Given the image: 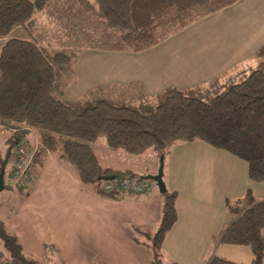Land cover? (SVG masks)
I'll list each match as a JSON object with an SVG mask.
<instances>
[{"label": "trees", "instance_id": "trees-1", "mask_svg": "<svg viewBox=\"0 0 264 264\" xmlns=\"http://www.w3.org/2000/svg\"><path fill=\"white\" fill-rule=\"evenodd\" d=\"M68 1L99 34L110 37L108 42L117 39L127 49L141 52L239 0ZM48 3L0 0V128L14 130L11 144L29 142L32 130L37 131L41 147L33 159L36 166L43 164L47 152L57 153L85 187L116 198L118 190L104 188L108 178L144 175L105 167L94 147L100 138L130 154L153 149L159 157L176 141L199 140L245 161L250 179L264 182V44L245 62L191 88L168 87L150 96L137 85L95 86L78 99L65 100V89L75 77L76 50L54 48L34 37L4 40L18 26L28 32L36 28ZM8 156H0L4 182ZM6 188L11 186L5 182ZM251 192L229 202L231 218L218 242L247 246L253 253L250 264H264V198ZM178 196L170 189L162 194L157 229L134 227V241L152 249L153 264H164V242L179 218ZM0 238L7 252L0 255V264H46L25 250L1 210ZM208 264L243 263L213 254Z\"/></svg>", "mask_w": 264, "mask_h": 264}, {"label": "crops", "instance_id": "crops-1", "mask_svg": "<svg viewBox=\"0 0 264 264\" xmlns=\"http://www.w3.org/2000/svg\"><path fill=\"white\" fill-rule=\"evenodd\" d=\"M233 8L245 17L241 37H232L239 24L232 26L222 20V13ZM263 44L264 0H239L145 51L133 52L124 46L86 50L75 62L74 80L90 70H96L100 79L88 83L73 98L66 96L71 81L62 98L78 99L95 86L137 85L150 96L168 87L191 88L245 62ZM92 78L90 74L83 76L88 82ZM32 138L35 145L40 143L36 130L28 136ZM204 149L207 153L194 158L203 168L185 170L182 181L167 185L179 193V218L166 236L164 259L168 264H208L216 254L250 264L253 253L249 247L218 241L231 218L229 202L245 196L248 190L255 198H264V182H253L247 165L231 158L234 155ZM207 160L211 165L204 164ZM162 205L161 192L103 197L85 187L76 171L54 152L45 154L27 189L13 188L11 195L0 199L8 228L30 255L46 264H153L152 249L134 241V227L155 230Z\"/></svg>", "mask_w": 264, "mask_h": 264}, {"label": "rangeland", "instance_id": "rangeland-1", "mask_svg": "<svg viewBox=\"0 0 264 264\" xmlns=\"http://www.w3.org/2000/svg\"><path fill=\"white\" fill-rule=\"evenodd\" d=\"M45 10L48 11H43L38 15L36 28L31 27L28 32V30L24 27L18 26L4 40L11 38H40L39 40L41 43L51 45L54 48H68L76 50L78 52V57L80 54L90 48L111 50L115 48L119 49L120 46H124L117 39H112L110 42H108L107 39L110 37H108L105 33L99 34L96 31L93 22H89L88 19L83 16L82 13L79 12L68 0H49ZM235 10H237V8L224 11V13H222V20L224 24H229L232 26L239 24L232 34V37H239L246 29L245 25L242 26L241 24L245 22V17L244 15H239L240 12L238 10L235 12ZM1 42L0 51L2 49ZM83 73H81L82 75L80 74L78 79L72 80L69 85L70 87L67 90V97L73 98L78 96L82 89L87 87L88 83H92L96 79H100V75H97L96 70H90L84 75ZM88 74L92 75L94 78V80L91 82L83 79V76L85 77V75ZM113 92H116V89H113ZM13 135V129L0 128V156H6L8 154V159L10 160L11 164L14 162L15 156H11L10 146L14 145V149H16L18 146V144L10 143V138ZM29 142L35 146L34 138L29 140ZM94 147L105 167L112 166L122 169H131L139 176L146 175V172H158L160 167V157L157 156L153 149H149L141 155L130 154L123 149L110 147L105 137H102L96 141L94 143ZM204 148H207V150H213L212 152H223L224 156H232L224 151H217V149L199 140L195 142H186L182 140L176 141L167 148L166 154L164 156V180L166 184L169 186L174 181H182L185 178L183 175L185 170H189L194 167L203 168L199 167V164L197 166V164L194 162V158L199 154L207 153L206 149ZM231 158L237 159V157L234 156ZM238 160L241 159L238 158ZM240 162L246 164V162L243 160ZM204 164H210V162L207 160L204 162ZM8 171L5 176L6 184H8ZM154 184L155 186L152 189V192H160L157 184L155 182ZM9 185L11 188L4 189L0 193V199H2L3 196L11 195L13 188L18 189L11 184ZM262 188H264V185ZM158 225L159 222L158 224L154 225L153 228L157 229ZM2 254L6 255L7 252L4 243L0 238V255ZM164 264H168V260L164 259Z\"/></svg>", "mask_w": 264, "mask_h": 264}, {"label": "built area", "instance_id": "built-area-1", "mask_svg": "<svg viewBox=\"0 0 264 264\" xmlns=\"http://www.w3.org/2000/svg\"><path fill=\"white\" fill-rule=\"evenodd\" d=\"M14 146V145H13ZM41 143L32 146L27 142L18 143L16 149H10L12 156H15L14 162L9 164L8 184L18 189H27L32 182L33 172L37 167L33 159ZM155 184L151 180L137 177H117L113 176L104 183L107 191L118 190V195L142 196L152 191Z\"/></svg>", "mask_w": 264, "mask_h": 264}, {"label": "water", "instance_id": "water-1", "mask_svg": "<svg viewBox=\"0 0 264 264\" xmlns=\"http://www.w3.org/2000/svg\"><path fill=\"white\" fill-rule=\"evenodd\" d=\"M143 178L154 181L157 184L162 194L168 192V187L164 180V156L160 157V167L158 169V172L155 174H146L143 176ZM4 188H5L4 173L2 172L0 173V193L4 190Z\"/></svg>", "mask_w": 264, "mask_h": 264}]
</instances>
